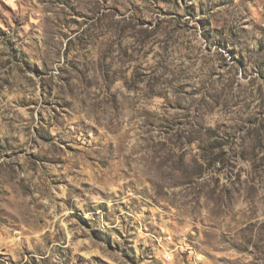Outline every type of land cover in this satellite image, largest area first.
Here are the masks:
<instances>
[{
	"label": "rangeland",
	"instance_id": "rangeland-1",
	"mask_svg": "<svg viewBox=\"0 0 264 264\" xmlns=\"http://www.w3.org/2000/svg\"><path fill=\"white\" fill-rule=\"evenodd\" d=\"M0 264H264V0H0Z\"/></svg>",
	"mask_w": 264,
	"mask_h": 264
}]
</instances>
